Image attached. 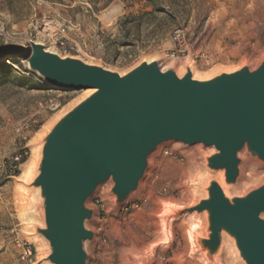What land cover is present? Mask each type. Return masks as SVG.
I'll use <instances>...</instances> for the list:
<instances>
[{
	"label": "water",
	"instance_id": "1",
	"mask_svg": "<svg viewBox=\"0 0 264 264\" xmlns=\"http://www.w3.org/2000/svg\"><path fill=\"white\" fill-rule=\"evenodd\" d=\"M60 89H92L42 133L23 182L29 226L45 264H87L95 232L88 201L105 186L118 207L135 196L161 145H194L204 171L189 205H164L173 221L190 216L192 254L220 264L229 250L239 264H264V180L240 193L243 166L264 164V55L206 77L143 60L120 74L80 57L61 56L41 42L0 49Z\"/></svg>",
	"mask_w": 264,
	"mask_h": 264
},
{
	"label": "rangeland",
	"instance_id": "2",
	"mask_svg": "<svg viewBox=\"0 0 264 264\" xmlns=\"http://www.w3.org/2000/svg\"><path fill=\"white\" fill-rule=\"evenodd\" d=\"M30 1L0 0V48L29 39L39 42L44 38L41 20L49 16L71 27L68 36L77 49L71 56L120 74L143 60L158 59L161 66L179 71L189 62L196 76L206 77L244 62L256 64L264 55V0ZM14 16L25 18L13 21ZM175 28L184 35L178 57L169 60ZM17 62L4 60L0 67V264H18L15 258L23 263L16 236L33 244L35 264H45L43 247L29 226L36 217L25 210L23 182L42 133L88 90L49 86L24 58ZM20 151L26 152L23 162L9 176L8 163ZM203 173L194 145L170 142L149 156L140 191L124 204L115 207L102 186L88 201L95 208L90 223L95 237L86 246L87 264H202L192 254L190 216L173 221L169 237L160 216L166 203L189 205ZM263 180L264 164L248 161L238 191ZM220 264L239 263L226 250Z\"/></svg>",
	"mask_w": 264,
	"mask_h": 264
},
{
	"label": "built area",
	"instance_id": "3",
	"mask_svg": "<svg viewBox=\"0 0 264 264\" xmlns=\"http://www.w3.org/2000/svg\"><path fill=\"white\" fill-rule=\"evenodd\" d=\"M41 21L44 22V38L39 42L43 43L46 48L48 47V45H50L52 48H55L53 51H56L61 56L70 55L72 51L77 50L76 46L72 44L71 39L68 36L69 30L71 29L69 25H67L62 20L52 19L49 16L43 17ZM183 35L184 32L182 28H175L172 31L171 42L175 47L170 50L167 56L169 60H173L178 57L179 52L181 51V41L183 39ZM30 41L31 39H29L28 43H25L24 45H28ZM25 155V151H20L11 158L7 166L9 176H13L18 173ZM10 231L16 234V230L14 227ZM15 244L18 248L19 258L24 264L36 263V250L33 244L19 238L18 236L15 237Z\"/></svg>",
	"mask_w": 264,
	"mask_h": 264
},
{
	"label": "trees",
	"instance_id": "4",
	"mask_svg": "<svg viewBox=\"0 0 264 264\" xmlns=\"http://www.w3.org/2000/svg\"><path fill=\"white\" fill-rule=\"evenodd\" d=\"M2 49V48H0ZM18 57L17 55L13 53H3L0 55V67L4 66V60H8L12 63H18Z\"/></svg>",
	"mask_w": 264,
	"mask_h": 264
},
{
	"label": "crops",
	"instance_id": "5",
	"mask_svg": "<svg viewBox=\"0 0 264 264\" xmlns=\"http://www.w3.org/2000/svg\"><path fill=\"white\" fill-rule=\"evenodd\" d=\"M30 2H33L34 5L38 4V3H42V2H48L50 4H56L57 3L56 1H53V0H31ZM24 18L25 17H21V16L20 17H16V16H14V17H12V20L13 21H18V20H23ZM15 262H18V264H20L17 258H15ZM22 264H24V263H22Z\"/></svg>",
	"mask_w": 264,
	"mask_h": 264
},
{
	"label": "bare ground",
	"instance_id": "6",
	"mask_svg": "<svg viewBox=\"0 0 264 264\" xmlns=\"http://www.w3.org/2000/svg\"><path fill=\"white\" fill-rule=\"evenodd\" d=\"M47 48L50 50V47H47ZM191 67H192V66H191ZM177 70H178V69H177ZM178 71H179V70H178ZM192 72H193V75L196 76V73L194 72L193 68H192ZM46 84L49 85V86L55 87V86H53V85H51V84H49V83H46ZM57 88H58V87H57ZM87 90H88V92H91V91H92V89H87ZM160 147H161V146H160ZM160 147H159V148H160ZM159 148H158V149H159ZM32 163H33V161H32ZM32 163H31V164H32ZM245 167H246V166L244 165V166H243V169H245ZM242 179H243V176L241 177L240 182H242ZM129 198H131V197H128V198L126 199V201H127Z\"/></svg>",
	"mask_w": 264,
	"mask_h": 264
}]
</instances>
